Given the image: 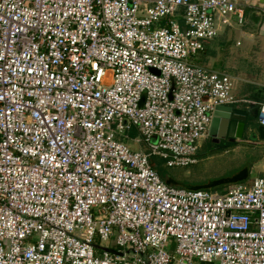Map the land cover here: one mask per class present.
I'll return each instance as SVG.
<instances>
[{
	"label": "built area",
	"instance_id": "1",
	"mask_svg": "<svg viewBox=\"0 0 264 264\" xmlns=\"http://www.w3.org/2000/svg\"><path fill=\"white\" fill-rule=\"evenodd\" d=\"M251 5L0 0V264H264V177L195 191L151 164H197L241 101L193 58Z\"/></svg>",
	"mask_w": 264,
	"mask_h": 264
},
{
	"label": "crops",
	"instance_id": "2",
	"mask_svg": "<svg viewBox=\"0 0 264 264\" xmlns=\"http://www.w3.org/2000/svg\"><path fill=\"white\" fill-rule=\"evenodd\" d=\"M246 26L240 31H223L215 40L210 41L204 51L203 66L208 70L222 72L232 77L233 83L235 82L233 96L236 100L241 101L228 107L247 114V123L257 139L252 140L245 137L243 141L236 143H230L227 139L217 142V138L210 136L211 123L209 138L202 140L203 144L210 142L219 145L226 141L236 146L244 141H252L253 144L264 142L259 140L257 131L258 126H261L259 113L261 107L264 106V0H252L251 8L247 12ZM214 113L215 111L213 118ZM133 136L132 139L135 140V143L144 145L138 134ZM203 144H200L199 151L201 145L203 148ZM255 161L257 162L253 164L251 173L255 171L254 167L261 163L260 159ZM262 164L256 167V171L257 169L258 171L255 172L254 180L264 176V163ZM260 166L262 170H259Z\"/></svg>",
	"mask_w": 264,
	"mask_h": 264
},
{
	"label": "rangeland",
	"instance_id": "3",
	"mask_svg": "<svg viewBox=\"0 0 264 264\" xmlns=\"http://www.w3.org/2000/svg\"><path fill=\"white\" fill-rule=\"evenodd\" d=\"M247 12L246 21L243 26H239L235 21H232V28L223 27L222 32H225L227 30L240 31L246 28ZM180 21L182 22V18H180ZM203 55L204 53L197 55V57L193 58V61H199L200 64H204L205 59ZM135 131L136 130L134 129L127 133L129 138L117 137V140L119 142L126 143L131 149L135 151L146 150V147L144 145H139L135 143L134 139H132L134 137L133 135L138 134L136 133L137 131ZM203 142L204 141H202L201 143L203 144ZM203 145V148L201 145V149L198 154V163L187 168H169L164 160L158 157H154L153 161L156 166V171L158 172L162 180L165 181L168 185L179 188H206L209 191L223 192L225 189H228L233 185H238L235 184L236 182L230 181L237 177L244 168H248L253 160L260 159L261 163L258 165H263L262 163H264V142L253 144L252 141H244L243 143H238L236 146H234L224 141L219 145H215L210 142L204 143ZM257 166L254 167L255 171H253V173H251L253 169L250 170V174L246 179L240 182L241 184H252L254 178L256 177L255 172L258 171V169L256 171ZM258 168L259 170H262L261 166ZM99 247L101 249H109L115 251L117 249L116 235H114L107 242H101L99 244ZM169 251L173 252V249H169ZM98 252L101 255L102 250H98Z\"/></svg>",
	"mask_w": 264,
	"mask_h": 264
},
{
	"label": "water",
	"instance_id": "4",
	"mask_svg": "<svg viewBox=\"0 0 264 264\" xmlns=\"http://www.w3.org/2000/svg\"><path fill=\"white\" fill-rule=\"evenodd\" d=\"M144 98L141 105L144 103ZM247 121L245 112L234 110L228 106H219L215 109L210 136L217 138V142L227 139L230 143H236L237 141H243L245 137L256 140L257 137ZM257 131L259 140L264 141V127L258 126ZM110 252L116 254L113 250H110Z\"/></svg>",
	"mask_w": 264,
	"mask_h": 264
},
{
	"label": "trees",
	"instance_id": "5",
	"mask_svg": "<svg viewBox=\"0 0 264 264\" xmlns=\"http://www.w3.org/2000/svg\"><path fill=\"white\" fill-rule=\"evenodd\" d=\"M203 53H204V52H203ZM203 53H202V54H203ZM197 63L200 64L199 61H197ZM200 65L202 66L203 64H200ZM230 145H235V144H230ZM255 162H257V161L253 160V162L250 163V165L248 166V168H244V169L239 173V175H238L237 177H235L234 179H232L230 182H236L235 184H241L240 182L243 181L244 179H246V178L248 177V175L250 174V170H251V168H252V166H253V164H254ZM151 164H152L153 168L156 170V166H155V163H154V161H153V158L151 159ZM211 186H215V185H211ZM186 189H188V188H186ZM189 190H195V191H197V190H208V189H206V188H193V189H189ZM208 191H209V190H208ZM99 249H100V248L98 247V250H99Z\"/></svg>",
	"mask_w": 264,
	"mask_h": 264
}]
</instances>
